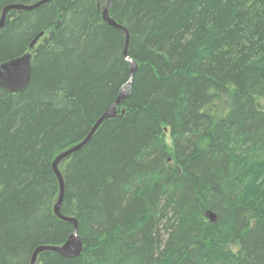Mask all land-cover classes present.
Here are the masks:
<instances>
[{"label":"trees","instance_id":"obj_1","mask_svg":"<svg viewBox=\"0 0 264 264\" xmlns=\"http://www.w3.org/2000/svg\"><path fill=\"white\" fill-rule=\"evenodd\" d=\"M110 15L138 71L60 165L82 255L38 264H264V0H114ZM124 49L99 0L10 13L0 65L30 52L33 72L24 92L0 87V264L73 234L53 163L120 96Z\"/></svg>","mask_w":264,"mask_h":264},{"label":"water","instance_id":"obj_2","mask_svg":"<svg viewBox=\"0 0 264 264\" xmlns=\"http://www.w3.org/2000/svg\"><path fill=\"white\" fill-rule=\"evenodd\" d=\"M54 0H41L32 5L23 4H11L6 6L0 17V31L4 29L6 21L12 11L26 12L33 11L45 4H48ZM114 0H108L107 6L103 10V19L111 27L116 28L125 33V49L124 57L129 62L131 71L128 82L123 87V90L116 100V102L98 119L95 125L92 127L88 136L80 144L72 147L59 155L54 163L53 170L59 181V198L54 207L55 215L62 221L73 224L74 231L69 239L62 246H39L34 252L30 260V264H38L39 257L46 252H53L62 255L65 258L76 259L80 257L84 250V245L81 237L78 234L79 224L74 218L64 216L62 214V205L65 197V180L62 172L60 171V165L73 154L85 148L92 140L101 126L108 120L116 118L118 115L117 108L120 104L125 102L128 97V92L131 91L135 74L138 71V65L129 57V48L131 43V37L129 32L121 25H119L110 15ZM43 33L40 34L30 46V51L34 49L38 41L43 37ZM33 56L32 53H26L25 55L10 60L0 65V87L10 94H17L24 92L32 81L33 72Z\"/></svg>","mask_w":264,"mask_h":264},{"label":"rangeland","instance_id":"obj_3","mask_svg":"<svg viewBox=\"0 0 264 264\" xmlns=\"http://www.w3.org/2000/svg\"><path fill=\"white\" fill-rule=\"evenodd\" d=\"M99 2H100L101 9L104 10L105 7L107 6L108 0H99ZM0 17H1V15H0ZM168 143L170 144V139H168ZM257 169H258V171L261 172L262 176L264 177L263 164L260 163ZM242 171H243V175L242 176L248 181L249 178H250V170H249V167H247L245 164H243ZM249 182H250V180H249ZM249 197H251V196H249Z\"/></svg>","mask_w":264,"mask_h":264}]
</instances>
